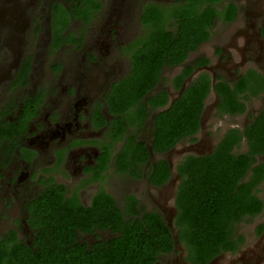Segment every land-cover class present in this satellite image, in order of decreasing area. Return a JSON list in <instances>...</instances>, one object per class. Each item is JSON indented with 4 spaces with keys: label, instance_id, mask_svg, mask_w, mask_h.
Segmentation results:
<instances>
[{
    "label": "flooded vegetation",
    "instance_id": "obj_1",
    "mask_svg": "<svg viewBox=\"0 0 264 264\" xmlns=\"http://www.w3.org/2000/svg\"><path fill=\"white\" fill-rule=\"evenodd\" d=\"M177 4L175 0H93L92 3L26 0L23 10L14 1L9 20H0V24L13 26L11 43L0 31V242L16 240L29 248L34 246L38 230L30 222L29 208L43 192L60 190L64 198L88 208L101 191L115 200L101 186L102 181L108 182V175L115 179L121 175L138 185L146 183L153 202L151 192L157 191L160 196L163 187L171 183L173 172L160 187L151 185L145 177L148 165L159 158L154 153L141 167V179L115 171L114 159L124 138L114 139L112 125L117 116L111 109L115 96L113 86L129 75L134 53L141 50L159 28L176 33V19L168 20L162 13ZM223 4L235 7L234 19L217 18L209 39L189 52L182 63L165 66L159 81L143 98L145 103L147 97L164 91L168 96L166 107H169L199 75L209 76L210 71L213 74L214 79L209 76L211 89L204 101L195 139H185L187 144L180 150L176 151V146L181 142L163 155L168 164L173 152L181 156L180 161L191 155L187 153L189 150L195 152L192 155L211 154L229 130L243 133L264 109L250 108V102L258 98L264 100V94L253 95L249 90L237 93V98L245 103L242 113L219 110L220 97L214 85L225 83L233 91L241 86L242 79L249 80L250 73L264 78V38L261 35L264 0H224ZM218 9L221 11L222 5L219 4ZM217 24L218 33L213 40L212 31ZM206 46L212 47L211 52L201 54ZM195 52L198 53L196 59H190V54ZM167 67L180 68V72L161 88ZM176 77L182 78L178 88ZM210 96L214 101L208 102ZM133 109L132 113L138 111V107ZM163 109L146 106L145 114L150 116L145 118L137 134L141 141L148 142L146 132L152 127L153 116ZM240 117H244L242 125L229 123L233 118L240 123ZM205 121L229 129L213 141L204 130ZM134 124L138 126L139 120ZM127 130L132 133L133 127L127 126ZM241 148L245 149L244 153L248 150L245 136L234 145L233 152L240 153ZM128 196L120 198L124 203L122 209L115 200L124 214ZM141 206V203L137 206L139 212ZM262 226L257 236L264 239ZM113 236L110 230L76 232L77 241L88 249L97 238L107 241ZM243 246L244 243L236 253L228 255L238 254ZM169 256L172 259L166 264H189L184 249L183 256L176 257L175 246L155 264ZM221 257L224 255L218 258Z\"/></svg>",
    "mask_w": 264,
    "mask_h": 264
},
{
    "label": "trees",
    "instance_id": "obj_2",
    "mask_svg": "<svg viewBox=\"0 0 264 264\" xmlns=\"http://www.w3.org/2000/svg\"><path fill=\"white\" fill-rule=\"evenodd\" d=\"M175 1L178 4L162 14L168 20L176 19V33L162 27L152 34L148 43L134 53L129 75L113 86L112 93L115 96L111 112L117 116L112 132L115 140L124 138L114 159L115 171L141 179V167L148 161L151 147L159 158L148 165L145 177L156 187L165 184L172 173L162 156L185 139L194 141L211 79L207 74L199 75L169 107L164 91L147 97L145 103L143 98L159 81L165 66L182 63L189 52L209 39L217 18L235 17V7L223 4L224 0ZM261 35L264 38V26ZM182 78H174L176 88ZM249 80L242 79L241 86L233 91L225 83L214 85L221 112L245 110L237 93L250 90L253 95L264 94L263 76L250 73ZM144 104L155 110L165 108L155 115L148 142L137 137L143 121L150 116L145 114ZM133 107H138L136 113H132ZM137 120L138 126L134 124ZM127 126L133 127L134 134ZM243 136L247 138V152H233ZM176 172L179 183L173 227L178 231L186 262L209 264L219 256L236 253L244 243L236 227L264 211L256 194L259 186L264 185V109L243 133L229 130L211 154L185 156L177 164ZM138 205L134 196L126 197L124 214L115 200L102 191L88 208L64 198L60 190L43 192L29 208L30 222L38 230L34 246L29 248L16 240L0 242V264H155L162 255L172 252L173 236L159 213L145 211L143 206L139 212ZM262 229L259 225L257 234ZM99 230H110L114 236L107 241L97 238L90 249L76 239L77 231Z\"/></svg>",
    "mask_w": 264,
    "mask_h": 264
},
{
    "label": "rangeland",
    "instance_id": "obj_3",
    "mask_svg": "<svg viewBox=\"0 0 264 264\" xmlns=\"http://www.w3.org/2000/svg\"><path fill=\"white\" fill-rule=\"evenodd\" d=\"M14 1L17 4V6L20 8L22 7L24 10L25 1L26 0H0V20L5 21L9 20V16L11 13L12 8L14 7ZM43 1V0H41ZM21 8V9H22ZM7 12V13H4ZM31 25V24H30ZM219 24L214 26V29L212 31V39L215 40L217 33H218V26ZM32 26V25H31ZM0 31L3 33L6 37V40L11 43L12 42V32H13V26L11 24H0ZM2 37L0 36V45L2 44ZM210 46H206L200 51L201 54H209L211 52ZM198 55L197 52L190 54V59H196V56ZM210 69V68H209ZM211 70V69H210ZM208 70V71H210ZM180 72V68L173 69L171 67H167L163 71V84L161 88H165L168 85L169 79ZM209 76L214 79L213 74L211 71L209 72ZM214 101V98L210 96L208 98V102ZM259 107H264V100L262 98H258L256 100H252L250 102V108L253 110H257ZM227 120V119H225ZM233 121V122H231ZM229 123H232V125H242L244 121V117H240V123H238L234 118ZM217 129V131H215ZM229 128L224 126H217L216 122H208L205 121L204 130L207 131V133L211 136L213 141L218 140L224 131L228 130ZM145 140L148 141V131L146 132V138ZM207 139L204 137V142H206ZM183 144H187L181 142L179 145L176 146V151L180 150L181 146ZM245 149L241 148L240 152H243ZM195 154L193 151H187V153ZM184 156V155H183ZM181 157V156H180ZM177 156L175 152H173L170 157L169 161L172 165V172H173V179L171 183L164 186L163 189L160 191V196L157 194L158 192H151L152 198H154L153 202L150 200L149 196V188L146 185V183L141 182L139 185L137 182L132 181L131 179H128L127 177L118 175V179L111 178L110 175H108L107 179L108 182L102 181L101 186L108 192L112 194V196L115 198L118 207L123 208L124 203H121V199L125 194L132 195L137 198L139 203L144 207L146 211H156L161 215V217L164 219L166 223L170 222L173 225V219H174V200H175V194L177 190V186L179 183V179L176 173V165L179 163L180 158ZM257 196L261 199V201L264 204V185L259 186L257 191ZM166 209L164 212L163 210ZM173 218V219H172ZM264 225V212L251 220L245 221L243 223H240L236 227V233L237 235L242 236L244 240V246L243 250H241L238 254L235 255H224V257L218 258L215 261V264H234L236 261V264H264V239H261V237H258L256 233V229L259 225ZM175 230V228L173 227ZM183 245L180 244L176 248V257L183 256ZM172 258L169 257H163L160 260V263L158 264H166L168 261H170Z\"/></svg>",
    "mask_w": 264,
    "mask_h": 264
},
{
    "label": "water",
    "instance_id": "obj_4",
    "mask_svg": "<svg viewBox=\"0 0 264 264\" xmlns=\"http://www.w3.org/2000/svg\"><path fill=\"white\" fill-rule=\"evenodd\" d=\"M190 81H191V80L189 79L188 82H190ZM155 115H156V114H155ZM155 115L153 116V119H154ZM200 124H201V120H200ZM149 158H150V159L153 158V152H152L151 147H149ZM169 166H170V168H171V170H172V165L169 164ZM175 214H176V211H175V207H174V217H175ZM172 219H173V218H172ZM166 224H167V226L169 227L170 232H171V234H172V236H173L174 246L177 248V246L180 245V242H179V239H178V231H177L176 229H175V230L173 229V226H172L171 221L168 222V223H166ZM217 258H218V257H217ZM217 258L214 259V260H212L210 263L215 262V260H217Z\"/></svg>",
    "mask_w": 264,
    "mask_h": 264
}]
</instances>
